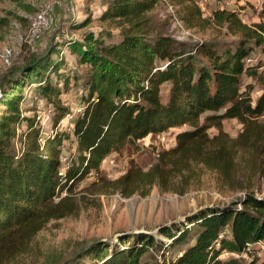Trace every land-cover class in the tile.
<instances>
[{"label":"trees","instance_id":"trees-1","mask_svg":"<svg viewBox=\"0 0 264 264\" xmlns=\"http://www.w3.org/2000/svg\"><path fill=\"white\" fill-rule=\"evenodd\" d=\"M84 1L85 17L68 25L70 34L83 29L76 38H62L41 53L29 54L0 82V106L6 111L0 114V264L26 252L51 220L75 214L87 195L109 190L128 198L146 195L152 186L170 191L191 162L217 171L225 186L242 189L243 195L198 209L184 223L160 226L155 234L121 236V245L114 249L102 240L83 244L61 264H146L144 259L153 253L162 264H263L250 253L247 260L220 256L264 243V197L254 194L252 183L237 179L232 151L245 155L253 179L264 177V123L259 121L264 114V0L252 24L234 11L214 12L213 21L231 38L191 45L168 35L152 15L159 0H103L97 15L90 10L91 0ZM196 1L167 2L179 5L181 20L192 27L202 19ZM92 23L117 33L94 31ZM65 51L74 57L79 75L67 70ZM32 83L39 99L53 107V127L71 112L61 95L71 85L82 90L71 133L55 132L39 142L35 117L19 112L21 91ZM225 119L242 127L232 145L220 136ZM21 123L25 130L18 134ZM184 124L191 128L176 134L174 147L158 153L147 171L131 159L126 172L114 180L98 174L102 161L125 146ZM211 127L216 136H208ZM70 135L76 151L65 163L60 147ZM15 137L21 138L19 149ZM89 174L97 179L76 197V188Z\"/></svg>","mask_w":264,"mask_h":264},{"label":"rangeland","instance_id":"rangeland-1","mask_svg":"<svg viewBox=\"0 0 264 264\" xmlns=\"http://www.w3.org/2000/svg\"><path fill=\"white\" fill-rule=\"evenodd\" d=\"M168 1V0H167ZM202 19L196 25L187 27L181 20L182 11L179 5H173L174 15L181 22V27L172 29V14L165 3H158L151 12L157 21L163 23L165 32L180 44L191 45L200 40L230 39L224 27L213 21L216 11H234L239 19L246 24L258 21L259 6L254 0H201ZM83 0H0V82L10 67L20 64L31 53L45 51L53 42H59L69 36L77 37L82 30L68 31L70 22L85 17V3ZM90 10L97 15L103 10V0H91ZM84 6V7H83ZM48 9V24L32 38L30 37V24L33 17L41 10ZM97 32H107L110 28L105 24L92 23L90 25ZM117 33L116 29H110ZM10 51L8 61H5L6 52ZM67 69L69 73L79 75L81 70L74 67V57L65 51ZM83 72V70H82ZM248 79H243V83ZM34 82V81H33ZM21 91L19 112L22 116L35 117L36 125L40 128V136L54 135L55 132L71 133L72 124L81 111L82 90L69 86L67 92L60 99L71 112L72 118L60 120L55 127L52 126L53 107L39 99L36 94V83ZM167 89L162 88V99L166 98ZM256 94L254 93L253 96ZM0 106V114H3ZM78 112V113H77ZM208 114V113H206ZM204 116V115H203ZM201 117V121H202ZM264 123V119H259ZM187 124L168 129L167 132L149 135L137 142L135 146H125L118 153L105 158L98 174L109 180L123 175L129 160L143 171H147L156 162L157 154L167 151L175 145V137L179 132L189 130ZM241 125L236 120L222 121V140L232 145V142L241 132ZM20 134L25 130L24 123L17 127ZM209 137L218 134L216 128L207 131ZM162 138L164 140H162ZM20 137L14 138L16 149L22 144ZM232 147V146H231ZM76 146L74 138L70 135L60 147V158L68 163L74 157ZM234 160L237 165V179L240 182L252 183L251 190L256 196L264 197V177L253 179L245 164V155L232 148ZM97 179V175L89 174L76 188V197L80 196L81 188L88 186ZM175 189L162 191L152 186L146 195L134 194L128 198L117 192L98 191L87 195V201H82L75 214L51 220L39 231L30 243L26 252L18 255L7 264H61L71 258L83 244L93 241L111 242V248L120 246L119 238L124 235L148 232L155 234L160 226H169L172 223H184L186 216L198 209L211 205H223L240 198L244 190L229 189L223 183L221 175L203 164L191 162L189 169L174 180ZM63 194V192H62ZM161 240H164L161 238ZM178 247L167 254V258L174 256ZM259 263L264 264V244L260 249ZM144 259L146 264H162L159 254ZM160 257V256H159ZM247 260V257H241Z\"/></svg>","mask_w":264,"mask_h":264},{"label":"built area","instance_id":"built-area-1","mask_svg":"<svg viewBox=\"0 0 264 264\" xmlns=\"http://www.w3.org/2000/svg\"><path fill=\"white\" fill-rule=\"evenodd\" d=\"M257 5L260 6L262 5L263 3V0H254ZM160 3H165L166 4V7L168 8V10L170 11V13L172 14V18H173V26H172V29L176 28V27H181V22L176 18V16L174 15V7L172 5H170L167 1L165 0H159ZM197 3V6L202 9V1L201 0H197L196 1ZM48 9H43L41 11H39L32 19V22L30 24V37L32 38L35 34H37L40 30L42 29H45L47 27V24H48ZM10 51H7L6 52V55H5V61L7 62L8 61V58L10 57ZM247 63H250L251 62V59H247L246 60ZM78 112H80V110L78 109L77 110ZM77 112V113H78ZM72 118V115L70 114H67L65 116V119H70ZM261 119H264V114L263 116L261 117ZM162 140H164L162 138ZM39 142H43V138L41 136H39ZM263 242H259V243H256L254 244L253 246H246L245 250L241 253V254H231V253H227V252H224L221 256H220V259L221 260H224L226 258H228L229 256H232V257H236V258H239V257H247L249 255V253L251 254L250 255V258H260L261 257V247L263 246ZM254 248V249H253ZM159 258V257H158Z\"/></svg>","mask_w":264,"mask_h":264}]
</instances>
